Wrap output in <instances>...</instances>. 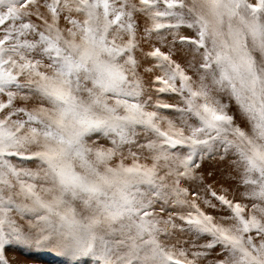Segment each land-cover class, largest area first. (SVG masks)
I'll return each instance as SVG.
<instances>
[{
	"label": "snow or ice",
	"instance_id": "1",
	"mask_svg": "<svg viewBox=\"0 0 264 264\" xmlns=\"http://www.w3.org/2000/svg\"><path fill=\"white\" fill-rule=\"evenodd\" d=\"M212 156L231 197L192 188ZM9 248L264 264V0H0Z\"/></svg>",
	"mask_w": 264,
	"mask_h": 264
},
{
	"label": "rangeland",
	"instance_id": "2",
	"mask_svg": "<svg viewBox=\"0 0 264 264\" xmlns=\"http://www.w3.org/2000/svg\"><path fill=\"white\" fill-rule=\"evenodd\" d=\"M237 119L239 121V118ZM93 139H96V137L93 136ZM230 163V159L221 161L218 156L206 159L192 188L195 190L201 184L199 175L202 174L205 178L203 181L204 186L212 185L218 194H222L224 189H228L231 197L235 182L231 176ZM185 186L187 187L188 184H185ZM199 191L203 194V188H199ZM6 255L10 264H66L64 258L58 257L49 251L34 253L22 248H9ZM81 264H95V262L88 259L82 261Z\"/></svg>",
	"mask_w": 264,
	"mask_h": 264
}]
</instances>
